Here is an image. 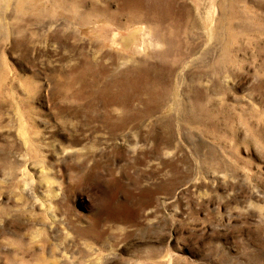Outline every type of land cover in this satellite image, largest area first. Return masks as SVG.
Masks as SVG:
<instances>
[{
    "label": "rangeland",
    "instance_id": "obj_1",
    "mask_svg": "<svg viewBox=\"0 0 264 264\" xmlns=\"http://www.w3.org/2000/svg\"><path fill=\"white\" fill-rule=\"evenodd\" d=\"M0 264H264V0H0Z\"/></svg>",
    "mask_w": 264,
    "mask_h": 264
}]
</instances>
